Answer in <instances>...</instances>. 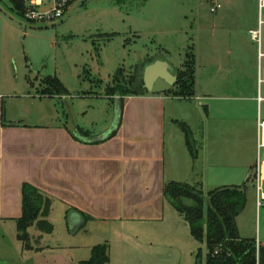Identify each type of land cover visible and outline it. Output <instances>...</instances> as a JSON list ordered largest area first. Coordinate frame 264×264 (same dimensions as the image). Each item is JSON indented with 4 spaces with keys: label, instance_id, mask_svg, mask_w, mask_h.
Returning a JSON list of instances; mask_svg holds the SVG:
<instances>
[{
    "label": "rangeland",
    "instance_id": "rangeland-1",
    "mask_svg": "<svg viewBox=\"0 0 264 264\" xmlns=\"http://www.w3.org/2000/svg\"><path fill=\"white\" fill-rule=\"evenodd\" d=\"M218 3L222 8L214 14L211 7ZM257 27L258 0H87L60 22L35 24L18 17L10 0H0V94L8 116L24 110V122L98 137L122 119L108 98L111 88L156 59L177 68L175 73L186 65L192 102L203 106L193 121L197 130L188 136L196 157L187 146V121L168 122L182 139L179 151L171 143L178 183L202 189L206 207L216 189L246 188L239 232L264 246V208L258 214L251 171L239 168L240 152L257 130L258 46L249 35ZM47 89L55 97L35 98ZM260 92L264 99V84ZM169 103L179 106V100ZM159 216L73 224L69 207L55 203L47 216L52 231H27L32 250H24L16 222H0V264H88L98 247L107 254L106 264H205L206 240L193 238L185 218L170 203Z\"/></svg>",
    "mask_w": 264,
    "mask_h": 264
},
{
    "label": "crops",
    "instance_id": "crops-1",
    "mask_svg": "<svg viewBox=\"0 0 264 264\" xmlns=\"http://www.w3.org/2000/svg\"><path fill=\"white\" fill-rule=\"evenodd\" d=\"M170 67L176 75L177 68ZM144 90L146 93L140 96L123 97V102L121 97L113 99L122 110V119L116 128L114 123L111 130L98 137H83L79 128L71 131L66 126L47 128L24 122L28 114L24 110L8 116L5 98L0 94V222L17 223L22 217L24 185L49 197L52 206L61 203L69 207L73 224L86 220H150L160 217L162 211L164 216L168 204L164 187L179 182L175 146L171 143H178V151L182 146V139L169 129L168 122L175 125L180 119L187 121L190 128L186 127L193 134L198 120L195 124L193 121L200 119L203 105L196 106L192 97L171 98L167 93ZM53 97L39 93L35 98ZM171 100H179L181 109H177L178 103L170 104ZM205 108L204 118L210 120L209 107ZM184 109L189 110L186 113L192 122L183 117ZM257 141L258 116L256 135L239 155L240 170H250V175Z\"/></svg>",
    "mask_w": 264,
    "mask_h": 264
},
{
    "label": "trees",
    "instance_id": "trees-1",
    "mask_svg": "<svg viewBox=\"0 0 264 264\" xmlns=\"http://www.w3.org/2000/svg\"><path fill=\"white\" fill-rule=\"evenodd\" d=\"M13 10L22 15L24 4L22 0H10ZM154 63L151 61L147 64ZM142 66V65H141ZM140 68L137 73L127 81L117 84L108 92V98L140 96L146 93L144 90L143 72L145 68ZM146 67V65L144 66ZM176 73L177 83L174 88L167 93L173 98H191L193 82L189 74V68ZM53 83V82H52ZM59 93L64 94L59 88ZM41 94L55 96L49 89ZM186 131L187 146L194 156L195 145L190 140L189 129ZM188 129V130H187ZM196 157V155H195ZM246 188L230 186L216 189L208 194L206 207V196L202 189L186 183L169 182L165 185L163 194L165 200L185 218L189 225L193 238L197 241L206 240L208 254L205 264H264V246H260L257 253L255 241L243 239L240 236L237 219L244 211L247 197ZM52 208V200L43 195L39 190L24 185L23 189V214L17 221L18 239L23 243L24 250H32L27 231L31 227H38L44 232H51L52 226L47 221V216ZM85 219L86 215L83 216ZM104 249L95 248L94 257L88 264H106L108 257Z\"/></svg>",
    "mask_w": 264,
    "mask_h": 264
},
{
    "label": "built area",
    "instance_id": "built-area-1",
    "mask_svg": "<svg viewBox=\"0 0 264 264\" xmlns=\"http://www.w3.org/2000/svg\"><path fill=\"white\" fill-rule=\"evenodd\" d=\"M87 0H22L24 4L22 15L16 10L15 14L27 23H57L82 5ZM222 8L221 4L211 7L212 13H217ZM251 40L258 48V141L256 147L255 162L249 183L256 193V206L258 214L264 208V117L262 115L261 85L264 84V0H258V27L249 32ZM257 244V253L261 244Z\"/></svg>",
    "mask_w": 264,
    "mask_h": 264
},
{
    "label": "water",
    "instance_id": "water-1",
    "mask_svg": "<svg viewBox=\"0 0 264 264\" xmlns=\"http://www.w3.org/2000/svg\"><path fill=\"white\" fill-rule=\"evenodd\" d=\"M144 88L152 94L171 91L177 83V76L167 62L157 61L148 65L143 72Z\"/></svg>",
    "mask_w": 264,
    "mask_h": 264
}]
</instances>
